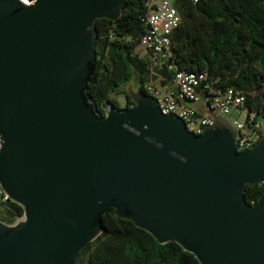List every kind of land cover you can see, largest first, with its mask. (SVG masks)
Wrapping results in <instances>:
<instances>
[{
    "label": "water",
    "instance_id": "95a60500",
    "mask_svg": "<svg viewBox=\"0 0 264 264\" xmlns=\"http://www.w3.org/2000/svg\"><path fill=\"white\" fill-rule=\"evenodd\" d=\"M129 0H0V186L24 216L0 219V264H75L111 209L200 264H264V135L238 151L224 117L188 130L158 102L99 112L88 95L97 21Z\"/></svg>",
    "mask_w": 264,
    "mask_h": 264
},
{
    "label": "trees",
    "instance_id": "16d2710c",
    "mask_svg": "<svg viewBox=\"0 0 264 264\" xmlns=\"http://www.w3.org/2000/svg\"><path fill=\"white\" fill-rule=\"evenodd\" d=\"M181 25L173 33L171 63L179 71L208 74L220 89H235L245 106L264 119V0H177ZM143 0H129L117 21H97L96 69L88 95L99 112L120 108L113 96L124 94L125 108L135 107L124 86L137 78V90L150 77L149 62L136 50L147 32ZM264 181L247 185L245 198L257 202ZM24 216L13 201L0 203V219L15 224ZM75 264H200L178 243L160 244L132 221L111 209L103 216V232L79 254Z\"/></svg>",
    "mask_w": 264,
    "mask_h": 264
},
{
    "label": "built area",
    "instance_id": "2783aa9c",
    "mask_svg": "<svg viewBox=\"0 0 264 264\" xmlns=\"http://www.w3.org/2000/svg\"><path fill=\"white\" fill-rule=\"evenodd\" d=\"M20 1L32 5L35 0ZM143 3L147 32L136 52L147 59L150 66V77L143 85L144 93L158 102L162 114L179 117L192 133L202 134L205 128L213 125L208 113H214L226 118L237 130L239 152L254 147L264 135V119H258L255 112L246 109V97L235 89H220L205 72L179 71L171 63L172 36L182 23L177 0H143ZM111 107H105L104 115ZM237 112L240 113L236 115ZM8 200L0 186V203Z\"/></svg>",
    "mask_w": 264,
    "mask_h": 264
},
{
    "label": "rangeland",
    "instance_id": "374dc122",
    "mask_svg": "<svg viewBox=\"0 0 264 264\" xmlns=\"http://www.w3.org/2000/svg\"><path fill=\"white\" fill-rule=\"evenodd\" d=\"M136 79L137 78H134L133 79V84L124 86L123 89H124L125 92H128L129 87H132L134 90H137V86L138 85H137V80ZM113 98L115 100H117L118 105H119L120 108H125L126 107V105H127V99H126V96L124 94H120V95L113 96ZM239 113L240 112H237L236 115L239 114ZM244 117H245V115L243 114L242 115V119H244Z\"/></svg>",
    "mask_w": 264,
    "mask_h": 264
}]
</instances>
